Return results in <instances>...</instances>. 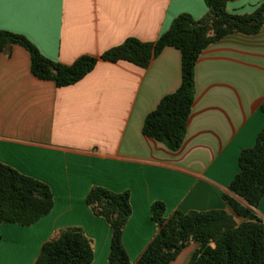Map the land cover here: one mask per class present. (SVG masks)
Here are the masks:
<instances>
[{
    "label": "crops",
    "instance_id": "0c3cea01",
    "mask_svg": "<svg viewBox=\"0 0 264 264\" xmlns=\"http://www.w3.org/2000/svg\"><path fill=\"white\" fill-rule=\"evenodd\" d=\"M262 1L235 0L226 11L248 15ZM180 14L199 20L206 7L203 0H0V30L70 65L128 38L153 43ZM194 83L184 140L171 152L144 136L142 124L180 84L176 49L165 48L146 68L99 60L62 88L32 75L22 47L0 53V163L47 185L53 198L36 223L0 225V264H33L43 243L68 227L91 240V264H107L111 231L85 203L92 187L129 194L122 244L130 264L156 234L153 202L164 204L165 219L175 211L231 214L222 195L238 173L241 150L254 145L264 125V24L256 35L232 34L208 46ZM254 214L264 223V196ZM180 255L171 264H188Z\"/></svg>",
    "mask_w": 264,
    "mask_h": 264
},
{
    "label": "trees",
    "instance_id": "16d2710c",
    "mask_svg": "<svg viewBox=\"0 0 264 264\" xmlns=\"http://www.w3.org/2000/svg\"><path fill=\"white\" fill-rule=\"evenodd\" d=\"M233 1L203 0L206 14L202 18L194 20L188 14L178 15L153 43L128 38L98 58L80 56L70 65L45 58L24 36L1 30L0 53L8 54L14 45L22 47L29 56L32 75L62 88L83 79L99 60L123 61L146 68L165 48L176 49L180 55V84L176 91L159 101L142 124L144 136L176 152L183 143L194 102V68L202 52L228 35H256L264 24V1L248 15L228 13L226 5ZM260 111L264 116V101ZM263 196L264 125L254 145L241 150L238 173L222 195L232 213L175 211L165 219L164 204L153 202L150 217L156 234L135 264H171L191 243L198 247L188 264H264V223L254 214ZM85 203L92 216L102 219L110 228L107 264H130L122 244L123 229L131 214L128 192L113 193L92 187ZM52 207L53 198L47 185L0 163V225L30 226L49 214ZM92 261L91 240L80 228L68 227L43 243L33 264H91Z\"/></svg>",
    "mask_w": 264,
    "mask_h": 264
},
{
    "label": "rangeland",
    "instance_id": "374dc122",
    "mask_svg": "<svg viewBox=\"0 0 264 264\" xmlns=\"http://www.w3.org/2000/svg\"><path fill=\"white\" fill-rule=\"evenodd\" d=\"M193 244V243H191ZM193 252V249L191 247H189L188 249H186L179 257V262H182V263H188L189 262V257H190V254ZM186 259L188 262H186Z\"/></svg>",
    "mask_w": 264,
    "mask_h": 264
}]
</instances>
